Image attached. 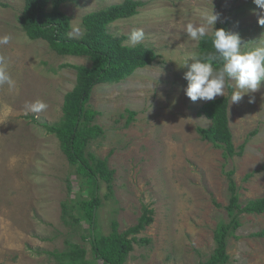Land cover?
<instances>
[{
	"label": "rangeland",
	"instance_id": "obj_1",
	"mask_svg": "<svg viewBox=\"0 0 264 264\" xmlns=\"http://www.w3.org/2000/svg\"><path fill=\"white\" fill-rule=\"evenodd\" d=\"M122 0H65L60 8L70 16L71 28L84 32L82 18ZM136 14L108 25L116 36L143 29V45L156 58L119 82L94 86L88 106L97 111L94 122L103 134L90 140L86 151L107 158L113 169V189L98 180L100 205L95 213L96 234L134 225L143 206L153 209L152 222L135 235L125 264H202L214 248V229L228 221V178L233 169L238 200L264 197V81L256 92L231 103L228 124L240 155L227 159L220 148L201 139L197 126L210 120L200 113L207 101H191L185 94L188 53H198V41L187 26H201L202 16L220 14L228 31L241 37L244 50L264 42V15L253 0H141ZM24 0H0V45L7 71L16 87L0 86V264H58L50 252L70 243L86 249L92 260L88 229L79 216V200L90 198V184L76 172L60 142L43 123L62 116L64 95L75 84L74 65L90 63L86 56L60 55L44 39H29L19 24ZM50 8V6H49ZM215 24V25H216ZM213 29L207 27V33ZM219 97V96H217ZM249 97L254 102L249 103ZM47 108L32 112L29 102ZM240 225L227 237L226 264H264V212L241 213Z\"/></svg>",
	"mask_w": 264,
	"mask_h": 264
},
{
	"label": "trees",
	"instance_id": "obj_2",
	"mask_svg": "<svg viewBox=\"0 0 264 264\" xmlns=\"http://www.w3.org/2000/svg\"><path fill=\"white\" fill-rule=\"evenodd\" d=\"M65 0H24L19 15V24L26 36L44 39L49 47L60 55L86 56L90 63L74 65L75 84L67 91L62 103V116L55 123H43L48 133L54 134L68 161L75 166L76 172L90 184V198L79 200V216L88 229V240L92 260L86 257V249L77 243H70L63 251L50 252L58 264H125L129 252L133 249L135 235L152 222L153 209L143 206L137 222L123 231H119L113 222L108 234H96L95 213L100 205L96 195L98 180L106 183L109 193L113 189V169L109 168L107 158H99L87 152L88 142L103 134V128L94 122L97 111L88 106L91 92L97 84L119 82L134 71L150 64L156 58L153 48L142 43L131 47L124 43V36L112 34L108 25L120 18L130 17L144 5L141 0H122L82 18L84 32L79 38H69L70 16L60 6ZM50 6V8H49ZM215 28L228 30L227 22H218ZM213 31L198 41V54L208 56L215 53L212 45ZM220 62L214 61L213 67ZM229 90L231 87H228ZM228 96L216 97L200 107V113L210 120L208 127L197 126L201 139L211 142L222 150L225 159L243 150L241 144L236 150L228 124ZM228 178V204L225 209L229 220L221 221L214 229V248L202 264H226L229 260L227 237L240 223L241 213L260 214L264 212V197L247 200L243 205L238 200L237 185L233 178V169L225 172ZM253 235L264 236V230Z\"/></svg>",
	"mask_w": 264,
	"mask_h": 264
},
{
	"label": "clouds",
	"instance_id": "obj_3",
	"mask_svg": "<svg viewBox=\"0 0 264 264\" xmlns=\"http://www.w3.org/2000/svg\"><path fill=\"white\" fill-rule=\"evenodd\" d=\"M253 3L264 12V0H253ZM219 18L220 14L212 8L202 16L201 26L189 24L186 29L193 40H200L208 34L207 27H211L214 30L212 45L215 53L205 57L191 52L184 55L180 62H175L179 68L187 69L184 73V79L187 81L184 92L191 101H214L217 96H224L226 87H232L230 81H235L231 103L238 104L246 93L256 92L264 81V42L244 50L238 33L214 27ZM258 23L264 27V15L258 17ZM82 34L79 27H74L68 36L79 38ZM144 39L143 29L136 28L128 34L127 44L135 47ZM9 41V35L0 36V45H7ZM214 61H219L220 66L214 68ZM5 84L9 89L16 87L15 81L7 71L6 59L0 56V86ZM248 102H254V98L249 97ZM26 108L32 112H41L47 105L37 100L27 103Z\"/></svg>",
	"mask_w": 264,
	"mask_h": 264
}]
</instances>
